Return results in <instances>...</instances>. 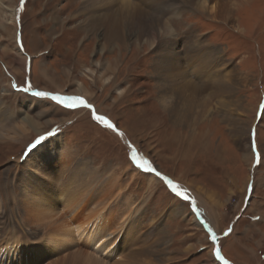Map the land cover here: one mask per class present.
<instances>
[{"label":"rangeland","instance_id":"obj_1","mask_svg":"<svg viewBox=\"0 0 264 264\" xmlns=\"http://www.w3.org/2000/svg\"><path fill=\"white\" fill-rule=\"evenodd\" d=\"M166 1L170 10L177 9V13L168 12L165 20L174 35H159L154 47L146 42L129 43L126 47L118 41L107 47L105 43L101 45L100 36L82 27L90 20L81 13L82 6L93 10L98 4L84 3V0H0V18L3 17L0 20V98L14 115L12 121H6V127L22 125L23 118L29 116L38 123L36 129L31 128L16 140L11 137L0 140V219L3 222V217L15 215L18 217L14 223L23 225L21 208L16 202L23 185L35 189L38 178L33 171H37L42 159L48 166L54 164L46 161L45 150L51 143L61 141L73 163L63 168L67 158L64 160L62 154L56 165L59 172L70 171L81 160L89 164L87 169H97L100 176L121 178L127 167L136 175L125 197L136 205L132 221L138 222L142 217H147V221L140 232V225L126 226L117 239L121 250L129 249L132 241L137 247L134 256L144 252L142 258L155 264H264V247L252 257L236 244L234 234L220 238L218 244L215 242L217 236L211 233L215 228L210 218L215 223L217 210L214 203L199 194L202 190L196 189L220 194L225 203V215L218 216L223 229L238 216L245 202L253 201L249 207L253 208L252 212L264 207V0H252L251 7H241L233 18L236 28L215 22L196 9L183 7L181 0ZM14 4L18 10L15 29L8 23L11 21L8 10ZM35 35L39 37L37 46L32 44ZM169 39L177 43L175 50L179 51L192 81H202L198 77L204 76L208 61L211 64L217 61L214 70L218 68L222 72L224 67V74L232 69L230 77L224 76L228 85L234 84L238 75L241 79L237 89L231 86V96L207 93L212 112L193 122L197 125L194 133L173 121L158 101L161 91L153 64L156 52ZM16 52L24 60L18 59ZM101 73L105 75L101 77ZM53 77L55 85L51 81ZM106 79L110 81L106 83ZM79 84L90 95H78ZM5 86H10L11 91ZM55 95L79 97L93 107L68 108L52 100ZM228 98L234 102L231 105L239 101L242 106L227 121L216 103L221 104V99ZM177 100L173 98V106ZM95 116H103L116 130ZM253 119L250 128L249 120ZM199 145L203 147L201 153L197 151ZM34 146H37L35 152L29 156ZM133 150L142 163L146 161L154 170L140 168L131 159ZM250 151L253 159L247 161L246 153L251 158ZM153 175L158 183L149 187ZM168 180L177 184L178 191L188 199L173 192ZM190 183L196 184L195 189ZM40 184L52 187L56 183L43 178ZM230 187L233 190L229 191ZM146 197L147 203L139 206ZM176 197L178 201L174 204ZM257 203L261 206L254 205ZM174 208L178 215L172 213ZM248 213L251 214L250 209ZM258 214L264 219V208L254 215ZM234 222L239 232L247 225H257L250 231L258 234L256 239L264 234V221L251 225L252 220L245 214ZM25 228L21 226L28 234V241H41L46 235L37 229L29 233ZM0 234H3V223ZM240 237L243 236L240 234ZM261 240L264 243V238ZM8 241L3 237L0 245L4 247ZM217 252L223 259H218ZM61 257L60 253L52 255L47 262L56 263ZM135 260L136 257L129 264H141Z\"/></svg>","mask_w":264,"mask_h":264},{"label":"bare ground","instance_id":"obj_2","mask_svg":"<svg viewBox=\"0 0 264 264\" xmlns=\"http://www.w3.org/2000/svg\"><path fill=\"white\" fill-rule=\"evenodd\" d=\"M240 1L181 0L184 3L183 7L196 9L215 22H222L235 28L237 27L233 19L235 13L239 12L241 7H251L254 3L251 2L252 0ZM87 2L98 4V7L96 6L95 9L91 10L90 7L82 6L81 13L87 15L88 19L90 18L82 27L86 32L100 36L101 45L104 43L106 46L112 45L118 41L127 47L129 43L134 45L135 43L146 42L154 47L159 35L164 33L172 34V29L165 20L168 12L172 10L171 13H177V9L171 8L170 10V4L166 0H84V3ZM16 4H14L12 9L9 8L8 10L10 11V17L7 15L11 20L8 23L12 24L14 29L16 27L15 16L18 13L17 7L15 8ZM35 37L32 44L37 46L39 37L37 35ZM188 41L192 42L191 40ZM176 48L177 43L169 39L156 52L157 57L153 68L159 79L158 88L161 91L158 101L164 111L168 112L170 117H172V120L174 119L176 122L185 125L191 133H194L197 125L193 122H199L212 112L207 93L210 92L219 97L224 93L231 96L233 93L232 87L237 89V82L240 76H237L234 84L230 83L228 85L224 81L226 80L224 76L228 75L230 77L232 69L227 71L228 74H224V67L221 68L222 72H219L218 68L214 70L217 61L213 62V64L208 61L209 64L204 70V76L198 77L202 81H192L189 72L185 70L179 51L175 50ZM16 55L21 61L24 60L20 52H16ZM190 57L194 59L192 54ZM208 57L206 56V58ZM195 65L197 67V64ZM187 67L189 66L187 65ZM110 69H112L111 66ZM102 75L105 74L101 73V77ZM54 78H51L53 85L56 82ZM109 81L108 79L106 83ZM5 88L11 91L9 89L10 86H5ZM78 91V95H90L85 91L83 84H79ZM173 98L174 100L178 99L175 106H173ZM228 99L226 101L221 99V104L219 101L216 103L220 106V110H223L220 113L225 116L227 121L234 112L240 110L237 107L242 106L239 101H237L238 106L236 104L231 105L234 102L232 101L231 103V98ZM13 116L11 109L6 108L3 99L0 98L1 141L10 140V137L12 140H16L19 135H26L31 128L36 129L38 127V123L34 118L29 116L23 118L24 122L22 125L8 129L6 121H12ZM249 121L251 128L255 119ZM125 129L126 131L130 130L128 128ZM37 146L29 150V156L35 152ZM249 153L251 158L246 153L247 161L253 159L252 151ZM45 154L46 161H54V164L48 166L45 160L42 159L37 171H33L38 178L35 181V189L26 188L27 186L24 184L20 199L16 201L18 208H21L23 225L21 222L18 225L14 223L15 218L17 219L18 217L14 215L15 213L10 218L3 217V222L0 219V224L3 223V234H0V241L3 240V237L9 239L4 247V244L0 245V264H112V262H115L114 264H129V261H133L135 257L137 258L135 261L141 264H155L142 258L144 252H139L138 256H134V251L137 247L134 246L132 241L129 243L130 248H123V250L120 249V242L117 241L126 226L129 225L133 228L134 224L140 225L142 226L138 231L140 232L147 221V217H142L138 222L132 221L134 216L133 207H136V205L129 197H125V194L131 190L133 183L137 179L131 167H127L124 173L122 171L123 175L120 176L121 178L100 176L97 169L95 170L94 167H92L93 169H87L89 164L81 160H79L80 163H77V167L71 166L70 171H67L65 170L66 166L72 162L70 159L71 155L65 152L61 141L51 143L45 150ZM62 154L65 156L64 160L66 158L67 160L63 163V168L65 169L59 172L56 165L59 164L58 159ZM43 178L50 182L54 181L56 184L52 185V187L47 184L41 185V179ZM56 181L60 182L59 185ZM157 183V177L154 175L150 177L149 187ZM190 184L189 186L195 189L196 184ZM196 189L202 190L199 194L205 200L211 203L216 202L213 194L207 193L208 191L206 192L200 187ZM147 201V197L144 198L139 206L145 202L147 203ZM177 201L178 199L175 198L174 204ZM21 226L26 227L25 229L29 233L37 229L41 234L46 235L41 241H28V234L23 232ZM125 235L126 233L123 237ZM130 235H127V237L131 238ZM59 253L63 255L59 261H56V263L47 262L48 257ZM124 254L128 255L123 258ZM6 257L7 261L4 262L3 259ZM119 257H121L120 261L117 262Z\"/></svg>","mask_w":264,"mask_h":264},{"label":"crops","instance_id":"obj_3","mask_svg":"<svg viewBox=\"0 0 264 264\" xmlns=\"http://www.w3.org/2000/svg\"><path fill=\"white\" fill-rule=\"evenodd\" d=\"M262 110L264 111V105H263V109ZM183 149H184V145H183ZM202 149H203V147L201 148V146L199 145L197 151H199L201 153ZM231 182H233V181L231 180ZM235 184H236V182H235ZM233 188L234 187H230L228 190L231 191V190H233ZM213 196H215V199H216V202H217V203L216 202H213L214 205H215L214 208H216L217 213H218V216L221 218V214L222 215L223 214L225 215V211H224L225 210L224 209L225 208V203L222 201V199L220 198V194H218L217 192ZM176 198H178V197H176ZM246 200L248 201V199H246ZM252 203H253V201L250 202V204H247V202H245L244 205L240 207L238 216H235L233 218V220L230 221L229 227H226L224 229L222 228V225H221L222 224V222H221L222 219H219V217L217 216V214H216L215 223L213 222L212 218H210V219H211V222L213 223L214 228H215V230L212 231L211 233L212 234H216L217 238L214 239V240H215V242L217 244H218V241L220 240V238L222 239V238H225V237L230 236L231 234H234L235 236L233 235L234 236L233 238H234L235 242L237 241L236 244L239 245L240 248H242L243 251H245L246 254H248V255H250V256L253 257L257 253V250H259V249H261V248L264 247V243L261 240V239L264 238V234L261 235V236H259V238H257V239H256V237L258 236V234H251L250 231L252 230V227L255 228V227H257V225H255V226H248L247 225L246 229L244 231H242V232H239V229L237 230L236 227L233 226V223H235L234 220L237 218L238 221H239V219H241L242 216H245V214L247 216L249 215V218L252 220V222L250 223L251 225L260 224L261 222L264 221V219H262L261 214H258L259 216L254 215V214H256V212L260 211L264 207L262 206L259 210L256 209V211L252 212L253 208H249L250 206L252 207ZM254 205L255 206H261L258 203H257V205L256 204H254ZM221 208H222V210H221ZM248 208L250 209L251 214L248 213L249 212V209ZM220 210H221V212H220ZM174 212H175L176 215L179 214V212L177 211L176 208L173 209L172 213H174ZM180 214L181 215H184L185 213L184 212L183 213L181 212ZM219 234H221V235H219ZM240 234H241V236H243L242 238L240 237ZM243 239H244V241H243ZM219 246H220V244H219Z\"/></svg>","mask_w":264,"mask_h":264},{"label":"snow or ice","instance_id":"obj_4","mask_svg":"<svg viewBox=\"0 0 264 264\" xmlns=\"http://www.w3.org/2000/svg\"><path fill=\"white\" fill-rule=\"evenodd\" d=\"M25 91H28V89H25ZM37 95H40V96H48L49 94L47 93H37ZM52 100L58 102L59 104L63 105V106H66L68 108H76L77 105H81L83 107H86V108H92L93 106L88 104L86 101H84L82 98H79V97H71V96H63V95H55V96H52L51 97ZM95 119L100 121L101 123L105 124L107 127L109 128H112L113 130H116L115 129V126L113 124H111L106 118H104L103 116H95ZM122 135V134H121ZM131 159L133 161H135L138 166L142 169H149V170H154V169H151V165L147 164V162H141V158H139L135 152V150H133V153H132V157ZM159 175V173H157ZM167 179V178H165ZM168 184L171 186V189L173 192H175L177 195H183L184 196V199H188L187 195L178 191L179 189V186L177 184H174L171 180H168L167 181ZM215 238V237H213ZM217 257L218 259H223L222 256H220V253L217 252Z\"/></svg>","mask_w":264,"mask_h":264}]
</instances>
